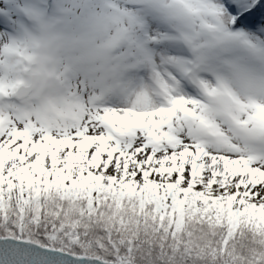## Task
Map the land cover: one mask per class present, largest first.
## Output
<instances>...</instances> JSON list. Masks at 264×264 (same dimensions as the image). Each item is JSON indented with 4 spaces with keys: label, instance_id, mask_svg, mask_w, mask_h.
Masks as SVG:
<instances>
[{
    "label": "snow or ice",
    "instance_id": "obj_1",
    "mask_svg": "<svg viewBox=\"0 0 264 264\" xmlns=\"http://www.w3.org/2000/svg\"><path fill=\"white\" fill-rule=\"evenodd\" d=\"M0 264H264V0H0Z\"/></svg>",
    "mask_w": 264,
    "mask_h": 264
}]
</instances>
